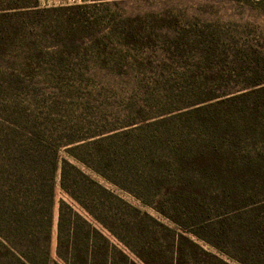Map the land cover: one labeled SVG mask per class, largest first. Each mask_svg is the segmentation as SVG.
I'll use <instances>...</instances> for the list:
<instances>
[{
    "label": "trees",
    "instance_id": "obj_1",
    "mask_svg": "<svg viewBox=\"0 0 264 264\" xmlns=\"http://www.w3.org/2000/svg\"><path fill=\"white\" fill-rule=\"evenodd\" d=\"M47 12L39 0H0V45ZM254 52L242 75L218 64L215 91L127 130L7 126L0 264H264V53ZM57 184L70 201L58 203L54 257Z\"/></svg>",
    "mask_w": 264,
    "mask_h": 264
},
{
    "label": "rangeland",
    "instance_id": "obj_2",
    "mask_svg": "<svg viewBox=\"0 0 264 264\" xmlns=\"http://www.w3.org/2000/svg\"><path fill=\"white\" fill-rule=\"evenodd\" d=\"M39 6L49 12L0 45V140L9 125L76 136L127 130L215 91L218 64L235 79L244 72L241 60L264 53V0H39ZM60 154L68 158L64 148ZM60 199L70 201L57 184L54 257Z\"/></svg>",
    "mask_w": 264,
    "mask_h": 264
}]
</instances>
